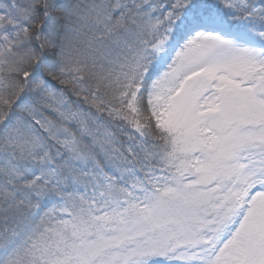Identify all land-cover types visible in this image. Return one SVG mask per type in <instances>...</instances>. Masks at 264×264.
Here are the masks:
<instances>
[{"label":"snow or ice","instance_id":"obj_1","mask_svg":"<svg viewBox=\"0 0 264 264\" xmlns=\"http://www.w3.org/2000/svg\"><path fill=\"white\" fill-rule=\"evenodd\" d=\"M0 264H264V0H0Z\"/></svg>","mask_w":264,"mask_h":264}]
</instances>
